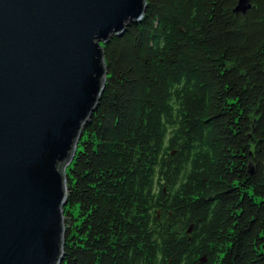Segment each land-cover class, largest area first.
Segmentation results:
<instances>
[{
	"label": "trees",
	"instance_id": "16d2710c",
	"mask_svg": "<svg viewBox=\"0 0 264 264\" xmlns=\"http://www.w3.org/2000/svg\"><path fill=\"white\" fill-rule=\"evenodd\" d=\"M145 0L66 167L60 264H264V0Z\"/></svg>",
	"mask_w": 264,
	"mask_h": 264
},
{
	"label": "water",
	"instance_id": "95a60500",
	"mask_svg": "<svg viewBox=\"0 0 264 264\" xmlns=\"http://www.w3.org/2000/svg\"><path fill=\"white\" fill-rule=\"evenodd\" d=\"M145 7L0 0V264L62 261L65 170L103 92V45Z\"/></svg>",
	"mask_w": 264,
	"mask_h": 264
}]
</instances>
